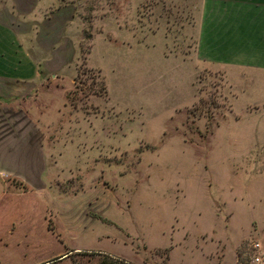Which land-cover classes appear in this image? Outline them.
Segmentation results:
<instances>
[{
    "label": "rangeland",
    "instance_id": "374dc122",
    "mask_svg": "<svg viewBox=\"0 0 264 264\" xmlns=\"http://www.w3.org/2000/svg\"><path fill=\"white\" fill-rule=\"evenodd\" d=\"M117 1L84 8L127 6ZM196 1L130 0L125 46L95 53L100 71L78 67L66 117L98 124V156L3 198L18 207L0 224V264H264V100L242 111L223 72L199 60ZM162 44L193 72L163 60Z\"/></svg>",
    "mask_w": 264,
    "mask_h": 264
},
{
    "label": "crops",
    "instance_id": "0c3cea01",
    "mask_svg": "<svg viewBox=\"0 0 264 264\" xmlns=\"http://www.w3.org/2000/svg\"><path fill=\"white\" fill-rule=\"evenodd\" d=\"M129 1L96 16L84 0H0V224L18 207L3 198H27L35 188L47 189L52 178L71 175L82 158L98 156V124L69 121L66 96L81 64L100 71L92 56L113 53V46L123 48L129 40ZM196 2L190 31L199 60L223 72L242 111L263 101L264 0ZM160 49L163 60L193 72V58L165 56L164 44ZM67 147L74 148V164L62 167ZM27 204L20 220L28 206L33 209L32 201Z\"/></svg>",
    "mask_w": 264,
    "mask_h": 264
},
{
    "label": "trees",
    "instance_id": "16d2710c",
    "mask_svg": "<svg viewBox=\"0 0 264 264\" xmlns=\"http://www.w3.org/2000/svg\"><path fill=\"white\" fill-rule=\"evenodd\" d=\"M85 37H88V35L86 34ZM101 82H102V80H101ZM102 88H103V92H104L105 91L104 86ZM101 264H112V263L103 261V262H101Z\"/></svg>",
    "mask_w": 264,
    "mask_h": 264
},
{
    "label": "built area",
    "instance_id": "2783aa9c",
    "mask_svg": "<svg viewBox=\"0 0 264 264\" xmlns=\"http://www.w3.org/2000/svg\"><path fill=\"white\" fill-rule=\"evenodd\" d=\"M253 263H254V264H258V263H259V258H258V257H255V258L253 259Z\"/></svg>",
    "mask_w": 264,
    "mask_h": 264
}]
</instances>
